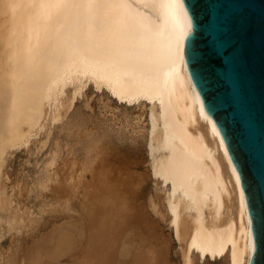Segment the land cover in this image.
<instances>
[{
    "label": "bare ground",
    "instance_id": "bare-ground-1",
    "mask_svg": "<svg viewBox=\"0 0 264 264\" xmlns=\"http://www.w3.org/2000/svg\"><path fill=\"white\" fill-rule=\"evenodd\" d=\"M189 31L181 0H2L0 118L7 124L1 121V138L9 146L29 141L45 108L58 111L68 85L72 100L92 85L128 106L150 104L149 131L113 141L116 202L136 207L150 200L161 225L172 223L186 256L227 255L229 264H249L255 241L245 195L188 73L183 45ZM136 155L148 160L139 184L137 172L124 170L135 166ZM227 181L238 208L237 228L230 219L219 221Z\"/></svg>",
    "mask_w": 264,
    "mask_h": 264
},
{
    "label": "rangeland",
    "instance_id": "rangeland-1",
    "mask_svg": "<svg viewBox=\"0 0 264 264\" xmlns=\"http://www.w3.org/2000/svg\"><path fill=\"white\" fill-rule=\"evenodd\" d=\"M71 86L60 96L58 111L45 108L34 128L38 133L32 130L24 145H7L0 129V264H229L227 255L212 260L186 256L172 223L161 225L159 209L150 200L136 207L116 202L113 141L120 134L149 131L151 105L128 106L92 85L72 100ZM103 136L108 137L105 149ZM139 159L134 156L135 168L124 169L138 173V184L148 164ZM226 188L219 221L230 219L237 228L230 181Z\"/></svg>",
    "mask_w": 264,
    "mask_h": 264
},
{
    "label": "water",
    "instance_id": "water-1",
    "mask_svg": "<svg viewBox=\"0 0 264 264\" xmlns=\"http://www.w3.org/2000/svg\"><path fill=\"white\" fill-rule=\"evenodd\" d=\"M184 58L205 111L237 169L264 264V0H181Z\"/></svg>",
    "mask_w": 264,
    "mask_h": 264
}]
</instances>
